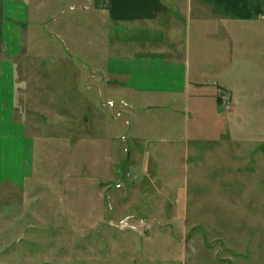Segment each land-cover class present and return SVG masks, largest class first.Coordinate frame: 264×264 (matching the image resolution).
<instances>
[{
  "label": "rangeland",
  "instance_id": "obj_1",
  "mask_svg": "<svg viewBox=\"0 0 264 264\" xmlns=\"http://www.w3.org/2000/svg\"><path fill=\"white\" fill-rule=\"evenodd\" d=\"M40 3L15 61L34 169L0 184V264H264L262 78L245 67L243 92L131 94L99 69V1Z\"/></svg>",
  "mask_w": 264,
  "mask_h": 264
},
{
  "label": "crops",
  "instance_id": "obj_2",
  "mask_svg": "<svg viewBox=\"0 0 264 264\" xmlns=\"http://www.w3.org/2000/svg\"><path fill=\"white\" fill-rule=\"evenodd\" d=\"M31 1L42 2L0 0V184H22L34 169L35 140L15 115V61L25 30L47 12L42 3L33 10ZM97 1L95 13L109 27L108 55L99 69L122 80L126 92L162 100L208 87L243 92L244 83H235L245 67L264 81V0ZM173 10L186 25L172 19ZM60 30L74 31L66 25Z\"/></svg>",
  "mask_w": 264,
  "mask_h": 264
}]
</instances>
